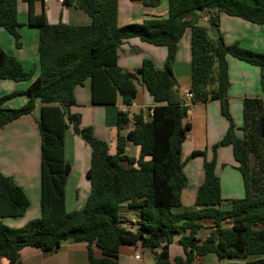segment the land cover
Masks as SVG:
<instances>
[{
  "label": "trees",
  "instance_id": "obj_1",
  "mask_svg": "<svg viewBox=\"0 0 264 264\" xmlns=\"http://www.w3.org/2000/svg\"><path fill=\"white\" fill-rule=\"evenodd\" d=\"M29 5L28 26L39 31L40 74L25 70L22 62L0 46V80L32 81L23 92L0 97V131L8 124L34 112L40 103L38 128L41 137V217L20 228L2 222L19 218L29 206L24 190L11 177L0 172V261L22 264L20 251L33 247L48 252L64 241L88 244L91 264H119L120 248L140 245L151 250L155 264H200L198 260L215 254L220 260L244 264H264V78L262 97L243 101V136L230 110L228 57L264 69V52L228 45L220 31V15L241 18L264 25V0H168L166 17H149L142 23L120 25L119 0H62L92 18L89 25L50 24L45 0H24ZM43 4L37 14L35 4ZM140 1L157 7L162 0ZM215 9L212 11V9ZM213 16L216 28L203 26L195 13ZM209 24V23H208ZM0 28L22 46L18 0H0ZM191 30L192 75L190 104L181 97L174 75L179 42ZM214 32V34H212ZM142 42L167 49L163 69L144 59L133 72L119 66V50L125 41ZM91 82L92 104L116 105L121 97L127 110L117 114L116 153L96 137L92 127H81V115L74 113L75 89ZM142 83L156 106L148 118L144 112L131 116L128 109ZM22 95L26 103L8 108L5 103ZM219 101L221 114L229 122L222 140L213 146V159L205 164L204 179L194 205H182V192L188 185L183 145L192 126L187 122L193 105ZM134 128L122 135L127 124ZM72 127L91 148L87 178L91 192L86 205L67 211L66 186L71 166L66 160L65 137ZM131 142L140 148L139 157L126 154ZM231 146L243 176L245 196L224 200L216 177L217 151ZM205 156L194 151L191 157ZM228 210H221L225 203ZM124 209L136 211L141 221L137 231L127 228L121 217ZM209 234L201 238L205 222ZM183 256L170 258L174 238ZM161 248L160 251H157ZM95 249L100 251L96 255ZM260 256L258 259H251Z\"/></svg>",
  "mask_w": 264,
  "mask_h": 264
},
{
  "label": "crops",
  "instance_id": "obj_2",
  "mask_svg": "<svg viewBox=\"0 0 264 264\" xmlns=\"http://www.w3.org/2000/svg\"><path fill=\"white\" fill-rule=\"evenodd\" d=\"M168 0H162L157 7H148L140 1L119 0V23L127 25L142 23L153 16L166 17L168 15ZM45 13L50 24L63 22L70 25H89L92 18L84 11L74 7H65L62 0H45ZM37 14L42 13L43 4L39 1L35 4ZM201 22H208L209 17L203 14L194 16ZM18 19L21 23L19 29L22 46L17 48L12 35L0 28V46L10 55L19 59L25 70L30 71L34 67V78L40 74L39 60V31L28 26L29 5L24 0H18ZM220 31L228 45L239 44L241 47L256 52H264V25H257L241 18L220 15ZM214 34V32H212ZM191 30H187L179 42V51L174 64V75L181 97L189 93L192 75L191 54ZM144 59H151L157 69H163L167 59V49L142 42L139 38H132L124 42L119 50V66L129 72L140 68ZM230 110L237 126V135L243 136V101L245 98L262 97L261 79L264 78V69L240 61L232 56L228 57ZM32 81L15 82L12 80H0V97L9 93L25 91ZM76 105L72 107L74 113L81 115V127H92L96 137L105 140L110 146V153L115 154L117 140V114L127 110L122 98H118L116 105L97 106L92 104L91 82L87 80L84 85L75 89ZM26 97L19 95L5 103L8 108H17L26 103ZM156 103L146 87L138 83V95L133 105L128 109L131 116L144 112L148 118L149 112ZM40 107L38 103L34 112L21 119L6 125L0 131V172L11 177L20 186L29 199L23 216L19 218H4L2 222L12 228H20L31 220L41 217V137L38 128L40 119ZM187 122L192 130L187 141L183 145L184 168L188 178V185L182 192V207H192L195 202L199 186L204 179L205 164L213 159V146L219 143L229 128V122L221 114L220 102L211 101L193 105L188 113ZM134 128L129 123L122 131L126 136ZM194 151L205 152V156L191 157ZM126 154L130 157H139L140 148L129 142ZM66 160L71 166V174L66 186L67 211L73 212L82 209L89 198L91 184L87 178V172L91 162V148L80 135L74 133L72 127L66 132L65 137ZM191 158V159H189ZM216 177L224 200L240 199L245 196L243 176L239 169L231 146L221 147L217 151ZM230 203L225 202L220 209L228 210ZM122 214L125 224L134 225L132 218L124 209ZM131 211V210H130ZM136 212V211H135ZM140 221H137L139 225ZM211 221L205 222V228L200 232L204 238L209 234L208 227ZM139 228V227H138ZM133 231V229H130ZM179 237H175L170 245V258L183 256V250L178 243ZM158 251V250H157ZM96 255L100 251L95 249ZM22 264H91L88 254V244L75 242L68 239L53 251H42L38 248L25 247L20 251ZM253 256L251 259H258ZM153 254L150 249L140 245H126L120 248L119 264H150ZM200 264H244L231 260H220L215 254L207 255L198 260ZM0 264H9L5 259Z\"/></svg>",
  "mask_w": 264,
  "mask_h": 264
},
{
  "label": "rangeland",
  "instance_id": "obj_3",
  "mask_svg": "<svg viewBox=\"0 0 264 264\" xmlns=\"http://www.w3.org/2000/svg\"><path fill=\"white\" fill-rule=\"evenodd\" d=\"M86 14V13H85ZM196 15H200V14H202L201 12H196L195 13ZM200 20V19H199ZM200 24L201 25H203V26H207V27H209V25L210 24H208V23H206V22H201V20H200ZM9 34V33H8ZM15 40V39H14ZM30 71H34V67L32 68V70H30ZM260 84H261V82H260ZM261 89H262V86H261ZM261 93H262V96H263V91H261ZM189 159H191V158H189ZM129 214H131V218H132V220L131 221H134L135 222V224L134 225H132V224H125L126 222L124 221V219H123V215L122 214H124V212H125V210H123L122 211V213H121V217H122V219H123V222H124V224H125V226L127 227V228H129V229H133V231H137V229H138V227H139V225H138V223H137V221H141V219H140V214L138 213V212H135V211H130V210H126ZM160 249L161 248H158L157 250L158 251H160ZM149 262H150V264H153V261L150 259L149 260ZM234 262H240V261H235L234 260Z\"/></svg>",
  "mask_w": 264,
  "mask_h": 264
},
{
  "label": "built area",
  "instance_id": "obj_4",
  "mask_svg": "<svg viewBox=\"0 0 264 264\" xmlns=\"http://www.w3.org/2000/svg\"><path fill=\"white\" fill-rule=\"evenodd\" d=\"M192 97H193V95H192V93H190V92L187 93V94L185 95V98H184V99L186 100V103H187V104H190ZM149 114L152 115L153 112L150 111Z\"/></svg>",
  "mask_w": 264,
  "mask_h": 264
},
{
  "label": "water",
  "instance_id": "obj_5",
  "mask_svg": "<svg viewBox=\"0 0 264 264\" xmlns=\"http://www.w3.org/2000/svg\"><path fill=\"white\" fill-rule=\"evenodd\" d=\"M213 10H215V9L213 8L212 11H213ZM208 22H209V24H210V26H211L212 28H214V29L216 28L213 16H210V17H209Z\"/></svg>",
  "mask_w": 264,
  "mask_h": 264
}]
</instances>
